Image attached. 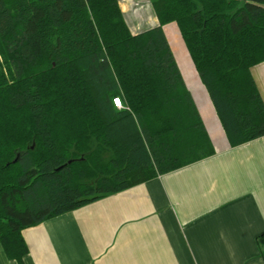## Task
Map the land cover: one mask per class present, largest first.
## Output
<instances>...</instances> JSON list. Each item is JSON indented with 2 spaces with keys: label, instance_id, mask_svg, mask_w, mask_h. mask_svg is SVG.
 I'll use <instances>...</instances> for the list:
<instances>
[{
  "label": "trees",
  "instance_id": "obj_1",
  "mask_svg": "<svg viewBox=\"0 0 264 264\" xmlns=\"http://www.w3.org/2000/svg\"><path fill=\"white\" fill-rule=\"evenodd\" d=\"M148 1L158 25L133 34L119 0H0V244L10 259L27 253L23 229L216 153L168 23L227 146L264 136L251 76L264 63V0Z\"/></svg>",
  "mask_w": 264,
  "mask_h": 264
},
{
  "label": "crops",
  "instance_id": "obj_2",
  "mask_svg": "<svg viewBox=\"0 0 264 264\" xmlns=\"http://www.w3.org/2000/svg\"><path fill=\"white\" fill-rule=\"evenodd\" d=\"M251 76L264 102V63ZM202 121L214 155L23 229L26 255L0 244V264H264V136L229 148L212 110Z\"/></svg>",
  "mask_w": 264,
  "mask_h": 264
},
{
  "label": "rangeland",
  "instance_id": "obj_3",
  "mask_svg": "<svg viewBox=\"0 0 264 264\" xmlns=\"http://www.w3.org/2000/svg\"><path fill=\"white\" fill-rule=\"evenodd\" d=\"M119 3L125 12L126 22L133 33L141 32L152 26L153 14L148 0H119ZM163 31L185 84L193 86L194 81H197V76L175 23L164 25ZM196 104L200 107L198 109H200L199 113L203 119H206L207 110L214 112L210 101L207 104L202 102Z\"/></svg>",
  "mask_w": 264,
  "mask_h": 264
},
{
  "label": "built area",
  "instance_id": "obj_4",
  "mask_svg": "<svg viewBox=\"0 0 264 264\" xmlns=\"http://www.w3.org/2000/svg\"><path fill=\"white\" fill-rule=\"evenodd\" d=\"M115 102V107L116 108H118V109H120V108H122V104H121V101H120V99H118V98H114L113 99V103Z\"/></svg>",
  "mask_w": 264,
  "mask_h": 264
},
{
  "label": "water",
  "instance_id": "obj_5",
  "mask_svg": "<svg viewBox=\"0 0 264 264\" xmlns=\"http://www.w3.org/2000/svg\"><path fill=\"white\" fill-rule=\"evenodd\" d=\"M14 162H15V160H14Z\"/></svg>",
  "mask_w": 264,
  "mask_h": 264
}]
</instances>
